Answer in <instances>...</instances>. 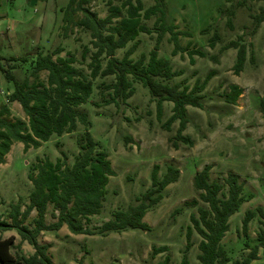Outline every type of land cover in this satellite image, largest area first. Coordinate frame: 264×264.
<instances>
[{
  "label": "rangeland",
  "instance_id": "rangeland-1",
  "mask_svg": "<svg viewBox=\"0 0 264 264\" xmlns=\"http://www.w3.org/2000/svg\"><path fill=\"white\" fill-rule=\"evenodd\" d=\"M145 1L147 4L153 0ZM239 1L242 0H166L167 19L180 30V44L205 52L203 56L193 53V60L187 49H178L173 54L174 43L166 32L160 54L170 59L174 69L181 70L171 81H181L192 87L197 78L203 80L209 70H215L201 91L202 106L187 105L188 119L183 132L192 139L191 144L179 139L173 141L178 120L169 127L165 125L173 102L164 100L162 113L157 116L156 101L140 82L136 83L134 93L119 104L96 106L92 102L100 99L97 91L81 104L91 120L89 131L108 151L115 170L106 184L101 213L90 215L84 222L100 224L110 217L111 210L135 203L136 196L151 184L154 163L159 164L160 176L168 165L178 167L180 174L164 188L163 197L144 214L149 229L135 227L106 235L75 233L66 223L56 230L41 229L37 241L47 244L46 252L54 264H77L79 261L83 264H158L167 254V264H184L187 227L192 224L190 215L192 212L198 214V205L207 206L193 183L195 172L205 164L210 165V181L224 182L227 174L234 172L243 183L244 192L253 194L230 216L229 229L222 239L233 258L247 253L245 236L240 230L242 217L248 208L264 206V116L259 109L260 95L264 91V22L252 33L250 12H258L263 1L243 0L244 4H238ZM67 2L0 0V109L3 105L9 108L3 117L27 120L20 103L8 101L14 82L6 77V70L22 78L30 73V60L39 49L62 45L59 54L64 55L66 49L76 48L79 52L81 45L89 40L88 34L77 26L64 37L62 16ZM92 6L100 7L101 15L105 13L102 2L94 1ZM228 7L234 9L232 26L227 24L228 15L224 11ZM152 21L149 24L152 25ZM215 31L220 37L212 46L209 37ZM239 34H243L242 41L246 44V58L243 68L235 71L236 48L222 46ZM154 35L142 33L144 41L136 53L152 47ZM46 73V70L41 71L39 78L45 80ZM231 83L242 87L235 103L226 101L223 96ZM83 131L84 126L79 123L74 131L52 133L27 149L22 141L12 142L5 161L0 163V218L12 223L11 211L15 204H20L17 215L20 224L29 228L35 226L36 208L24 213L32 188L29 174H36L38 161L46 158L55 161L62 158V152L67 155L66 162H73L80 148L77 139ZM125 136L130 137L126 139ZM224 189L227 190L226 184ZM193 198L197 199L195 205L188 203ZM57 212L48 204L44 222L49 224L57 220ZM259 220L260 216L255 215L249 222V240L254 241ZM10 235L14 236L16 244L13 251L26 255L35 251L17 227L0 229V237ZM198 240L199 234L193 229L186 250L187 264H200ZM163 244L168 246L166 250L153 253V246ZM258 253L251 264H264V248L260 247Z\"/></svg>",
  "mask_w": 264,
  "mask_h": 264
},
{
  "label": "trees",
  "instance_id": "trees-1",
  "mask_svg": "<svg viewBox=\"0 0 264 264\" xmlns=\"http://www.w3.org/2000/svg\"><path fill=\"white\" fill-rule=\"evenodd\" d=\"M94 1L103 3V15L100 7L92 6ZM258 1H263L259 11L250 12L253 18L252 33L264 22V0ZM238 4H244V1ZM224 11L228 15L227 24L232 26L234 9L228 7ZM150 20H153L152 25L149 24ZM62 21L64 37L77 26L88 34L89 40L81 45L79 52L76 48L66 49L64 55L59 54L62 45H56L53 49H39L30 60V73L22 78L6 70V77L14 82L13 90L7 96L8 101H18L27 120L20 117L7 119L2 114L9 108L7 105L1 107L0 163L5 161L13 141H22L27 149L46 140L52 133L72 132L79 123L84 126V131L77 139L80 148L73 162H66L67 155L62 152V158L55 161L49 158L38 161L36 174H29L32 188L29 191L30 202L24 213L36 208L38 216L34 219L35 226L29 228L20 224L17 219L20 204H15L11 211L13 222L0 218V229L17 227L35 251L29 255L15 252L12 250L16 245L14 236L0 237V264H54L46 252L47 244L39 243L37 235L41 229L56 230L63 223L75 233L100 235L135 227L149 229V224L143 219L144 214L163 197L164 188L178 179L180 169L168 165L160 176L159 164L154 163L151 184L136 196L135 203L111 210L110 217L100 224L84 222L90 215L101 213L106 184L115 170L108 151L89 131L91 120L81 104L87 101L93 91L100 95L99 100L92 102L96 106L111 102L119 104L134 93L136 83L140 82L156 101L157 116L160 117L162 113L164 100L173 102L172 112L165 125L169 127L178 120L173 141L179 139L191 144L192 139L183 132L188 119L187 105L202 106L201 91L215 73L214 69L209 70L203 80L197 78L192 87L181 81H171L181 70L174 69L170 59L160 54L161 41L166 32L170 33L174 43L173 54L178 49H187L193 60V53L203 56L205 52L201 48L188 49V46L180 44V30L167 19L166 0H153L147 4L145 0H68L63 9ZM142 33H155L154 44L148 50L136 53L141 41H144L140 36ZM219 37L215 31L209 37L210 45L213 46ZM242 37L243 34H239L222 46L236 48L235 71L243 68L246 58V44ZM212 57L216 58L215 55ZM21 59L26 60L25 57ZM43 70L47 71L45 80L39 78ZM241 92L239 84L231 83L223 96L226 101L235 103ZM259 109L264 116V91L260 95ZM129 137L125 136L126 139ZM209 171L210 165L205 164L193 176L194 187L199 190V197L207 206L198 205V214L192 212L190 215L192 224L187 227V243L182 261L184 264L188 262L186 250L195 229L199 234L197 256L200 264H251V260L258 257L259 248H264V206L257 205L245 211L240 230L245 236L244 249L247 253L240 258H233L222 239L229 229L230 216L253 194L244 192L243 183L236 173L229 172L224 182H219L209 180ZM225 184L227 190L224 189ZM188 203L195 205L197 199L193 198ZM48 204H52L58 212L57 220L46 224L43 216ZM255 215L260 216V227L252 241L249 240L248 230L249 222ZM167 248L166 244L153 246V253ZM168 260L169 254L158 264H167Z\"/></svg>",
  "mask_w": 264,
  "mask_h": 264
},
{
  "label": "crops",
  "instance_id": "crops-1",
  "mask_svg": "<svg viewBox=\"0 0 264 264\" xmlns=\"http://www.w3.org/2000/svg\"><path fill=\"white\" fill-rule=\"evenodd\" d=\"M56 264V263H55Z\"/></svg>",
  "mask_w": 264,
  "mask_h": 264
}]
</instances>
